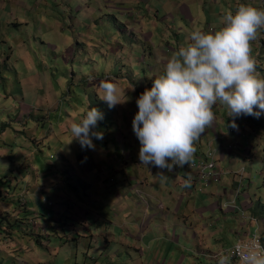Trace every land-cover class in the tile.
<instances>
[{"label": "rangeland", "instance_id": "obj_1", "mask_svg": "<svg viewBox=\"0 0 264 264\" xmlns=\"http://www.w3.org/2000/svg\"><path fill=\"white\" fill-rule=\"evenodd\" d=\"M107 1L0 0V264H216L218 252H202L216 247L202 245L198 225L218 229L219 219L227 248L235 232L238 240L259 232L264 242V124L244 115L229 132L233 118L214 106L212 126L225 135L203 149L213 153L220 181L202 188L190 166L197 188L191 183L175 196L161 183L152 192L148 181H161L158 168L137 166L131 156L139 160L140 146L130 150L137 97L190 42V32L218 30L227 11L241 4L264 9V0H150L125 15ZM178 1L189 16L175 13ZM251 55L264 78V29ZM106 78L126 103L109 109L99 99ZM92 107L103 113L95 129L103 139L93 138L97 151L83 148L94 166L86 179L93 185L84 188L70 171L83 176L89 160L79 159L69 125ZM144 195L149 202L137 198Z\"/></svg>", "mask_w": 264, "mask_h": 264}, {"label": "clouds", "instance_id": "obj_2", "mask_svg": "<svg viewBox=\"0 0 264 264\" xmlns=\"http://www.w3.org/2000/svg\"><path fill=\"white\" fill-rule=\"evenodd\" d=\"M221 24L213 32L192 30L190 42L173 53L163 73L152 78L151 88L137 97L132 130L144 167L171 173L175 167L191 166L195 142L212 126L217 104L227 108L233 118L228 127L237 130V117L258 118L264 112V78L259 77L258 62L251 55V42L264 29V9L241 4L235 13L227 11ZM98 88L99 99L109 109L128 101L110 79L100 81ZM102 119L97 108H88L79 122H70V143L76 140L82 148L94 150L93 138L103 139V133L95 130ZM186 175L182 187L188 188L191 176ZM155 176L162 181L169 178L164 171ZM235 253L240 264H264V247L257 242L237 244ZM216 264H231V255L218 252Z\"/></svg>", "mask_w": 264, "mask_h": 264}, {"label": "crops", "instance_id": "obj_3", "mask_svg": "<svg viewBox=\"0 0 264 264\" xmlns=\"http://www.w3.org/2000/svg\"><path fill=\"white\" fill-rule=\"evenodd\" d=\"M115 1H116L115 3H113L112 5H109V8L112 9V10H117L122 15H125L127 13V11L133 9L131 7V5L136 4V3H139L140 4L142 2H149L150 0H115ZM186 1H188V0H185V2ZM107 3H112V0L107 1ZM123 4H129V5L128 6H124ZM174 11L177 14H180V12H181V13H184L186 16H189L188 8L186 6H184V5L180 6V2L179 1L178 2H175ZM133 24H137V22L134 21ZM216 106L218 107V104ZM221 107H223V106H221ZM217 110H213L214 114L217 113ZM224 119L227 120L228 118H224ZM40 124L41 123H39V122L37 123L38 126H40ZM226 125H227V122L224 121V126L223 127H226ZM243 125H244V123L240 121L239 127L242 128ZM220 127H222V126H220L219 124H216L215 126L213 125V126H210V127L206 128L205 133H203L201 135V137L199 138V140L195 142L196 151L194 153L193 160L196 158V156H200V155H202L205 152L204 151L205 149H203V146H204V142L205 141L207 142V145L210 144L211 146L212 145L215 146V145L218 144L219 137H222L223 135H225V130H220ZM219 130H220V134L217 135V136H215L216 133H217V131H219ZM230 135H233V134H230ZM130 138H131V141H130V150H131V152H133V150L134 149H137L140 145H139V141H138V139L136 138L135 135L131 134L130 135ZM113 139H114L113 140L114 141V144H117L119 142L118 141V136H116ZM124 145H126V142H124ZM98 149H100V147L97 146V145H95V149L94 150H92V149H89V150H90V152H94L95 150L97 151ZM28 154H29V152H27V157H29ZM70 154L72 155V152H70ZM63 155H64L63 158H64V161H65L66 168H67V166H69V167L72 166V164H73L72 163L73 162L72 156L71 155L68 156L66 154H63ZM77 155H78V157H79L80 160H84V161H86L87 159L89 160L87 162V164H83V163L81 164V165H83L82 166L83 167L82 168L83 176H80L78 174V172H77V170L75 169L74 166H73L74 172L73 171H70V172L73 173L74 175H77L80 178V180L85 184L84 185V188L91 187L93 185V182L91 184H89L86 181V179H89V174L91 173L92 169L94 168V166H92L93 165V157H91V159H92V161H91L89 159V157H88V154L85 151H83V148L82 147H80L78 149ZM134 157H135V155L133 153V155L131 156V159L133 160L134 163H136L137 166H141L140 161L139 160H135ZM29 166H30V164H29ZM158 171H164V173L166 175H168L169 178L167 180H163V181L161 180L159 182H156V181H148L149 188L152 190V192H157V187H155V186H157L158 184L161 183V184H164V187L168 188L169 193L172 194L173 196L180 194L182 192V183H184V181L188 178V176L186 175V173L187 174H190V176H191V183L193 184V186L195 187V189L197 188L195 186L194 182H193V180H195L194 173L191 170L190 166L187 165V164L184 165V167H182V168L175 167L171 173L167 172L166 169H163V170L157 169L155 171V173H157ZM142 177L144 178V175L142 173H140L138 175H135V179L138 182V184H139L140 187H143L144 186V183H143V181L141 179ZM37 187H39V186L37 185ZM43 189L44 188H42V190ZM116 195H117V197L121 196V194L119 192H117ZM122 198H124V197H122ZM137 198L140 201H142V202H149L150 201L149 200V197L146 196V195H144L142 198H140V197L137 196ZM131 203L137 204V199L133 197V199L131 200ZM217 224H218V229H217V226H213L212 228L207 229V225L206 224H204V225H198V226H200V228H202V230L200 231V233L202 232V235L204 236V240H202V245L203 246H206V247H209V248H215L216 247V250H214V251L202 249V252H204L206 254L208 253L209 256H212V254L215 253V252L217 253V252H221L222 250L231 249L230 247L227 248V245H226L227 243L225 241H224L225 243L222 242L223 243L222 244L221 243V238L218 237L219 234H222V231L219 228L220 227V224H221V219H219L217 221ZM194 234H196V233L194 232ZM239 234H240V232L238 234L235 232V243H234V245L237 243V241L239 239Z\"/></svg>", "mask_w": 264, "mask_h": 264}, {"label": "built area", "instance_id": "obj_4", "mask_svg": "<svg viewBox=\"0 0 264 264\" xmlns=\"http://www.w3.org/2000/svg\"><path fill=\"white\" fill-rule=\"evenodd\" d=\"M231 122L232 121H230L228 125H230ZM231 131H232V128L229 129V132ZM193 162L195 163H192L191 166L193 170L196 172L198 180L202 188H208L212 184H217V182L220 181L221 174L216 166V160L213 157V153L211 151H208L203 156L198 157ZM252 242H257L262 247H264V242H263L261 234L259 232H254L250 234L248 237L238 240L237 243L231 249H226L222 251L231 255V260L239 261V256L235 253V246L237 244L252 243Z\"/></svg>", "mask_w": 264, "mask_h": 264}, {"label": "trees", "instance_id": "obj_5", "mask_svg": "<svg viewBox=\"0 0 264 264\" xmlns=\"http://www.w3.org/2000/svg\"><path fill=\"white\" fill-rule=\"evenodd\" d=\"M250 116V118L256 123V124H264V119L263 120H259V119H257V117H255V116H251V115H249ZM205 154V152L202 154V155H200V156H196V158L195 159H197L198 157H201V156H203ZM195 159L193 160V161H195ZM40 264H44V263H40Z\"/></svg>", "mask_w": 264, "mask_h": 264}]
</instances>
